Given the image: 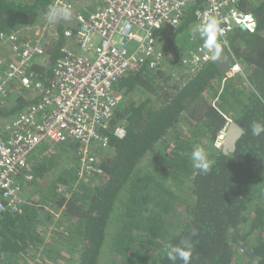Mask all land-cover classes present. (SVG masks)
Wrapping results in <instances>:
<instances>
[{"label": "trees", "instance_id": "obj_1", "mask_svg": "<svg viewBox=\"0 0 264 264\" xmlns=\"http://www.w3.org/2000/svg\"><path fill=\"white\" fill-rule=\"evenodd\" d=\"M51 3L0 0V35L42 25ZM204 4L195 0L188 5L175 33L155 34L164 57L161 70L141 68L119 80L123 102L112 124L120 123L126 137H111L100 154L103 181L93 187L79 183L76 192L75 173L62 170L50 189V199L70 221L66 231L80 244L77 264H99L106 245L109 264H264V205L255 206L253 200L264 186V0L240 6L256 18L253 33L234 28L227 36L254 91L243 87L240 76L222 85L213 62L194 73H175L185 49L177 40L192 44L188 33ZM66 28L61 19L57 39L32 65L44 89L51 88L53 66L69 44ZM206 36H216L212 23ZM215 99L216 108L211 105ZM37 100L19 95L4 101L0 120L12 119ZM219 111L231 114L244 130L235 156L210 148L225 125ZM32 167L40 181L50 165L36 160ZM178 185L183 194L172 189ZM57 186L72 192L70 199L60 196ZM36 205L0 215L1 258L22 254L38 240Z\"/></svg>", "mask_w": 264, "mask_h": 264}, {"label": "built area", "instance_id": "obj_2", "mask_svg": "<svg viewBox=\"0 0 264 264\" xmlns=\"http://www.w3.org/2000/svg\"><path fill=\"white\" fill-rule=\"evenodd\" d=\"M195 0H92L87 12L77 9L76 0H52L42 25L0 35V46L7 47L0 61V104L11 91H23L36 103L0 124V215L20 214L27 203L23 185L34 180L28 161L41 145L71 143L78 157L76 184L94 181L99 185L104 173L99 156L109 148L111 137L123 140L126 130L112 124L123 102L119 80L141 68L161 70L162 49L155 34L175 33L183 13ZM253 0H205L198 22L188 33L191 48L183 52L177 74L194 73L213 62L225 51L231 65L221 83L244 77L227 40L234 28L253 33L256 18L240 8ZM65 20L63 35L69 44L53 66L52 86L44 89L31 70L42 61L45 47L57 39V23ZM210 23L216 30L208 39ZM216 107L215 101L212 103ZM216 136V147L224 142L229 118ZM96 157V159H95ZM66 200L72 192L56 190Z\"/></svg>", "mask_w": 264, "mask_h": 264}, {"label": "rangeland", "instance_id": "obj_3", "mask_svg": "<svg viewBox=\"0 0 264 264\" xmlns=\"http://www.w3.org/2000/svg\"><path fill=\"white\" fill-rule=\"evenodd\" d=\"M92 3V0H76L77 9H80L83 12L91 10ZM186 41L187 40L185 38L177 40V44L179 46H185L183 51L190 49L192 45ZM6 52L7 47H1L0 57L3 56V54H6ZM19 95H28V97H32L26 92L14 90L11 91L6 97V103L13 101ZM5 121V119L0 120V124L4 123ZM72 145L73 144L71 143L41 145L32 155V158L29 159L28 173L33 176L34 180L23 185V196L25 197L26 201L35 202L39 205H36V207L39 208L38 214L40 219V223L38 225V240L34 241L33 246L21 255L7 257L3 256L2 258L0 257L2 259L0 264H77L80 244L72 235V233L66 231V229L70 227V221L66 219L62 213H60L57 201L52 200L53 198L50 199V189H53L54 183L56 184L55 179L57 177L60 178L61 171L70 170L72 172H76L77 170L76 158L78 155L76 154V148H73ZM216 147L215 137V140L210 148L215 150L221 149V147L220 149H217L218 147ZM198 153H202V155L205 154L200 151ZM202 155L200 157H202ZM36 160L47 161L48 166L50 165V170L48 169L45 177L40 181L36 179L32 172L34 167H32L31 164L33 161L35 163ZM192 160H194V158H192ZM80 184L88 185L89 187L96 185L94 181L87 183L82 181ZM78 186L79 184L76 186V188ZM78 189L79 187L76 189V192ZM172 189H175V191H178L179 193L182 191V188H180L179 185L178 187H172ZM259 193L261 194L260 197L253 199L255 206L259 204L264 205V186H262ZM34 195L36 196V199L33 197ZM178 210L183 211L184 208L179 207ZM106 247L107 245L102 251L99 264L110 263V253ZM118 263L121 264L119 261Z\"/></svg>", "mask_w": 264, "mask_h": 264}, {"label": "water", "instance_id": "obj_4", "mask_svg": "<svg viewBox=\"0 0 264 264\" xmlns=\"http://www.w3.org/2000/svg\"><path fill=\"white\" fill-rule=\"evenodd\" d=\"M213 63L217 66L220 74H224L231 65V59L228 54L223 51L219 54V56L213 61ZM244 131L243 129L236 123L231 122L227 126L224 142L221 147V151L223 153H232L239 147L242 139H243Z\"/></svg>", "mask_w": 264, "mask_h": 264}, {"label": "flooded vegetation", "instance_id": "obj_5", "mask_svg": "<svg viewBox=\"0 0 264 264\" xmlns=\"http://www.w3.org/2000/svg\"><path fill=\"white\" fill-rule=\"evenodd\" d=\"M235 58V57H234ZM236 59V58H235ZM237 60V59H236ZM240 64V63H239ZM241 68H242V66H241ZM242 71H243V74H244V77H242V76H240L242 79H243V81H244V83L242 82V85H243V87H249L252 91H254V88L247 82V80H246V74H245V72H244V69L242 68ZM224 75V74H223ZM222 75V76H223ZM239 77V76H238ZM238 77H235V78H232L231 80H233V79H238ZM229 81H230V79H229ZM227 82V81H226ZM222 84V83H221ZM223 85V84H222ZM215 101V104L217 105V99H215V100H213L212 101V103ZM212 105V104H211ZM213 106V105H212ZM214 107V106H213ZM214 108H216V107H214ZM220 112V111H219ZM220 113H222V112H220ZM224 114V113H223ZM224 115H226V114H224ZM230 120H229V123H231L232 121L233 122H236L235 121V119L233 118V116L231 115V114H228V115H226ZM229 123H228V125H229ZM225 124H226V122H225ZM238 124V123H237ZM239 125V124H238ZM240 126V125H239ZM241 127V126H240ZM244 131V130H243ZM219 132V131H218ZM218 134V133H217ZM217 136V135H216ZM244 137H245V133H244V135H243V139H242V141H244ZM221 147H222V145H221ZM241 147L239 146L238 148H237V150H235L234 152H232V153H230V152H226V153H223L221 150V153L224 155V156H235L237 153H238V151H239V149H240Z\"/></svg>", "mask_w": 264, "mask_h": 264}, {"label": "crops", "instance_id": "obj_6", "mask_svg": "<svg viewBox=\"0 0 264 264\" xmlns=\"http://www.w3.org/2000/svg\"><path fill=\"white\" fill-rule=\"evenodd\" d=\"M33 154H34V153H33ZM31 157H32V156H31ZM33 158H34V157H33ZM34 160H35V158H34ZM33 164H34V161L32 162L31 166H32ZM55 182H56V181H55ZM54 185H55V184H54ZM54 185H53V186H54ZM59 187H60V186H59ZM53 188H55V187H53ZM57 188H58V186L56 187V190H57ZM61 188H62L63 190L66 189L65 186H61ZM66 190H67V189H66ZM23 193H24V192H23ZM31 193L34 194L33 192H31ZM57 193H58V192H57ZM58 194H59V193H58ZM59 195H60V194H59ZM60 196H61V195H60ZM23 197H24V196H23ZM33 197L36 199V196H35V195H34ZM24 198H25V197H24ZM36 202H37V201H36ZM28 204L31 205V204H35V203H34V202H30V201L28 202V201H27V203L24 204V205H28ZM58 209H60V213H63V211H62L63 208H62V207H61V208H58ZM29 249H30V248H29ZM29 249H28V250H29ZM28 250H26V251H28ZM26 251H25V252H26ZM25 252H24V253H25ZM18 255H21V254H18Z\"/></svg>", "mask_w": 264, "mask_h": 264}]
</instances>
